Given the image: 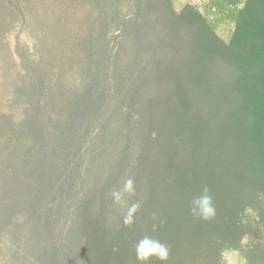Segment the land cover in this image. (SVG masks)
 Returning <instances> with one entry per match:
<instances>
[{"label": "trees", "instance_id": "1", "mask_svg": "<svg viewBox=\"0 0 264 264\" xmlns=\"http://www.w3.org/2000/svg\"><path fill=\"white\" fill-rule=\"evenodd\" d=\"M226 1L228 40L172 0H0V116L42 130L0 132L1 264H141L146 234L167 264H264V0Z\"/></svg>", "mask_w": 264, "mask_h": 264}, {"label": "rangeland", "instance_id": "2", "mask_svg": "<svg viewBox=\"0 0 264 264\" xmlns=\"http://www.w3.org/2000/svg\"><path fill=\"white\" fill-rule=\"evenodd\" d=\"M172 2L175 10L177 11L180 10V8L183 6V4H181V2H179L178 0H172ZM200 10L206 16L208 22L216 31V33L222 39L228 40L232 29L234 10L233 9L228 10L227 8L224 7V2L220 3V1H218V3L215 2L212 8H201ZM25 31L26 30H24L22 33L20 32L19 36L21 40L29 43L31 38L29 36V33ZM14 38H15L14 31L7 34V39L10 47H12L14 44L15 41ZM6 68H7V64L5 62V55H3V51L0 50V111L1 112H3V108L5 109L7 107H10V104L7 105L6 102L3 100L5 96V93L3 94L5 88L3 87L6 78ZM29 122H30L29 124H23L18 119H15L12 123L3 122V117L0 116V132L3 133L23 132L22 134L23 139H26L27 138L26 136H28L31 144H34L33 140L34 137H36L37 133H33V132H39L40 129L38 126H36V124L32 123V121ZM37 123L39 125L41 122H37ZM246 242L247 239L245 238L243 240V244L245 245ZM223 258L226 264H246L241 254L237 251H229L224 253Z\"/></svg>", "mask_w": 264, "mask_h": 264}, {"label": "clouds", "instance_id": "3", "mask_svg": "<svg viewBox=\"0 0 264 264\" xmlns=\"http://www.w3.org/2000/svg\"><path fill=\"white\" fill-rule=\"evenodd\" d=\"M134 181L129 178L124 182L122 190L112 192V198L115 203H119L122 199L123 193L134 192ZM139 203L133 204L127 211L124 217L125 225H132L134 222V215L138 211ZM190 211L192 215L203 220H211L216 216V207L213 197L207 187H204L201 192L194 196L191 200ZM136 260L141 264H149L153 259L159 261L160 264H167L170 257V248L160 239L152 235L142 236L134 246Z\"/></svg>", "mask_w": 264, "mask_h": 264}, {"label": "crops", "instance_id": "4", "mask_svg": "<svg viewBox=\"0 0 264 264\" xmlns=\"http://www.w3.org/2000/svg\"><path fill=\"white\" fill-rule=\"evenodd\" d=\"M178 1L181 2V4H183V6L186 5V4H194L197 7H201V8H203V7L204 8L212 7V6H214L213 3H215V2L218 3V1H220V3H222V2L227 3L226 0H178ZM231 1H232V4L233 3H239V0H231ZM231 1L228 2V5H227L228 7L232 6V5H230ZM240 1H242V0H240Z\"/></svg>", "mask_w": 264, "mask_h": 264}]
</instances>
